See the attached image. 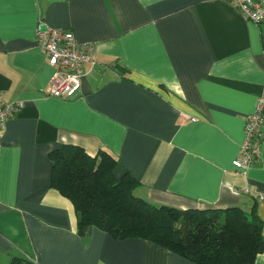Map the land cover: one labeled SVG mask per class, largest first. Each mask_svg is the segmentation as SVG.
<instances>
[{"label":"crops","instance_id":"obj_1","mask_svg":"<svg viewBox=\"0 0 264 264\" xmlns=\"http://www.w3.org/2000/svg\"><path fill=\"white\" fill-rule=\"evenodd\" d=\"M39 22L93 46L70 98L46 92ZM0 93L23 103L0 129V264H196L145 239L79 233L50 186L63 144L109 154L156 206L254 210L264 237V125L258 159L232 164L264 95V22L228 0H0Z\"/></svg>","mask_w":264,"mask_h":264},{"label":"trees","instance_id":"obj_2","mask_svg":"<svg viewBox=\"0 0 264 264\" xmlns=\"http://www.w3.org/2000/svg\"><path fill=\"white\" fill-rule=\"evenodd\" d=\"M50 186L73 204L77 230L95 226L116 239L141 238L196 264H251L264 247L252 210L156 206L133 193L138 181L116 176L115 159L63 144L50 151Z\"/></svg>","mask_w":264,"mask_h":264},{"label":"built area","instance_id":"obj_3","mask_svg":"<svg viewBox=\"0 0 264 264\" xmlns=\"http://www.w3.org/2000/svg\"><path fill=\"white\" fill-rule=\"evenodd\" d=\"M228 1L245 19L257 24L264 22V0ZM42 26H45L43 30ZM35 33L37 45L53 67L47 94L61 98L74 96L81 88L84 64L95 63L92 44L81 43L69 29L47 26L42 22L38 23ZM22 106L21 101L4 102L0 93V129ZM263 125L264 95L257 99L254 111L245 118L244 138L238 155L232 160L236 169L244 170L258 159Z\"/></svg>","mask_w":264,"mask_h":264},{"label":"water","instance_id":"obj_4","mask_svg":"<svg viewBox=\"0 0 264 264\" xmlns=\"http://www.w3.org/2000/svg\"><path fill=\"white\" fill-rule=\"evenodd\" d=\"M45 28V26H42L41 29L43 30Z\"/></svg>","mask_w":264,"mask_h":264}]
</instances>
